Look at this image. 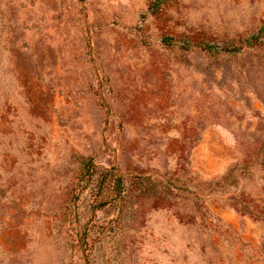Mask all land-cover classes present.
<instances>
[{"label":"rangeland","instance_id":"1","mask_svg":"<svg viewBox=\"0 0 264 264\" xmlns=\"http://www.w3.org/2000/svg\"><path fill=\"white\" fill-rule=\"evenodd\" d=\"M262 25L264 0H0V264H264V48H199Z\"/></svg>","mask_w":264,"mask_h":264},{"label":"trees","instance_id":"2","mask_svg":"<svg viewBox=\"0 0 264 264\" xmlns=\"http://www.w3.org/2000/svg\"><path fill=\"white\" fill-rule=\"evenodd\" d=\"M259 47L264 48V25L260 26L257 32L241 36L238 41L232 40L231 43L225 47L211 45L207 42H204L199 46L202 51H206L210 55L216 57H222L225 54H228L230 56H236L239 52H243L244 50L248 49L252 51L255 48L257 49ZM256 155L259 166L261 168H264V143L260 144ZM94 175H96L98 181L92 187L93 189L102 188V186L107 184L109 179L112 178L114 182V189L118 193L121 192L123 180L120 177L117 176L113 178L114 174H112L111 170L106 168H98L97 165L94 164L90 158L84 159L81 169L80 180H84L86 178L87 181L84 183V185H87V182H89V180H91L92 176ZM82 188L83 187H81V189Z\"/></svg>","mask_w":264,"mask_h":264}]
</instances>
